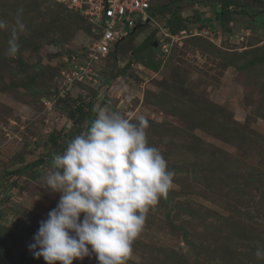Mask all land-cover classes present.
Returning <instances> with one entry per match:
<instances>
[{
  "label": "rangeland",
  "instance_id": "374dc122",
  "mask_svg": "<svg viewBox=\"0 0 264 264\" xmlns=\"http://www.w3.org/2000/svg\"><path fill=\"white\" fill-rule=\"evenodd\" d=\"M233 1L264 12V0ZM176 8L185 29L171 34ZM19 9L27 31L11 58ZM151 9L153 20L125 31L93 74L68 80L65 58L93 42L89 21L61 0H0L9 25L0 31V234L21 264H46L29 250L60 196L43 177L53 155L87 131L96 105L133 122L143 115L149 143L174 172L127 264H264L255 256L264 249V15L219 0H152ZM220 9L228 14L217 20ZM0 264H10L1 251ZM73 264L98 262L93 254Z\"/></svg>",
  "mask_w": 264,
  "mask_h": 264
},
{
  "label": "clouds",
  "instance_id": "9594fccd",
  "mask_svg": "<svg viewBox=\"0 0 264 264\" xmlns=\"http://www.w3.org/2000/svg\"><path fill=\"white\" fill-rule=\"evenodd\" d=\"M22 11L7 41L11 58L19 52L20 34L27 31ZM8 27L0 19V31ZM94 111L87 131L53 155V170L43 177V187L60 196L29 250L46 264H73L93 254L98 264H127L147 214L173 185L174 172L149 143L143 115L133 122L107 105H96ZM255 256L264 259V249L258 248Z\"/></svg>",
  "mask_w": 264,
  "mask_h": 264
},
{
  "label": "built area",
  "instance_id": "2783aa9c",
  "mask_svg": "<svg viewBox=\"0 0 264 264\" xmlns=\"http://www.w3.org/2000/svg\"><path fill=\"white\" fill-rule=\"evenodd\" d=\"M65 5L80 13L90 23L93 42L85 50L75 52L66 61L71 63L67 79H85L95 63L105 60L108 53L125 34L138 24L150 22L152 0H61ZM127 33L125 31L129 30ZM125 33H124V32ZM163 53L168 51L166 44L161 45ZM91 67V68H90ZM89 68V69H87ZM65 73V72H64ZM65 83V82H64ZM61 86L63 92L68 84Z\"/></svg>",
  "mask_w": 264,
  "mask_h": 264
},
{
  "label": "trees",
  "instance_id": "16d2710c",
  "mask_svg": "<svg viewBox=\"0 0 264 264\" xmlns=\"http://www.w3.org/2000/svg\"><path fill=\"white\" fill-rule=\"evenodd\" d=\"M219 2L222 3L224 6H226L227 8L228 6H234L235 7L234 12H238L241 14H248V15H259V16H261L262 14L264 15V12H261V11L255 12V11L250 10L249 7L243 2H235L233 0H219ZM227 14H228L227 9H220L219 12H216V19L221 20L225 16H227ZM151 16L154 17L153 9H151ZM208 21L210 22V19H208ZM147 23L148 22L143 23V24H138L137 29L142 30L146 26ZM200 24L202 25V22ZM166 25L169 28L171 34L179 33V31L185 29V21L180 11L177 8L173 10L172 16L168 18ZM123 41L124 39L119 40L118 42L115 43L114 48L108 53L105 60L109 58L110 55L112 54L115 55L118 52V48L122 45L121 43ZM147 42H150V38H146L142 42V44H146ZM153 42L154 41L150 42V44L153 45ZM151 68L152 70H155L154 67H151ZM77 111H78L79 116L84 114L83 109L80 106L78 107ZM74 121H78V118H76ZM51 138H52L53 143H56V137L52 135ZM64 146L65 144L63 145V147ZM4 240H5V237L0 234V251L2 252V254L5 256V258H7L10 264H21L19 262L18 257L14 254H11L8 251V249L4 245Z\"/></svg>",
  "mask_w": 264,
  "mask_h": 264
},
{
  "label": "water",
  "instance_id": "95a60500",
  "mask_svg": "<svg viewBox=\"0 0 264 264\" xmlns=\"http://www.w3.org/2000/svg\"><path fill=\"white\" fill-rule=\"evenodd\" d=\"M134 31H136V28L134 29ZM158 45V43L157 42H154L153 43V46H157ZM161 56H163V53L161 52Z\"/></svg>",
  "mask_w": 264,
  "mask_h": 264
},
{
  "label": "crops",
  "instance_id": "0c3cea01",
  "mask_svg": "<svg viewBox=\"0 0 264 264\" xmlns=\"http://www.w3.org/2000/svg\"><path fill=\"white\" fill-rule=\"evenodd\" d=\"M168 31H169V28L167 27ZM183 30L179 31V32H182Z\"/></svg>",
  "mask_w": 264,
  "mask_h": 264
}]
</instances>
